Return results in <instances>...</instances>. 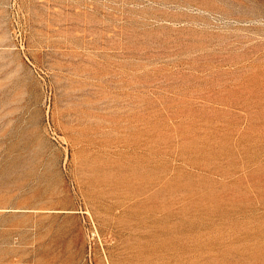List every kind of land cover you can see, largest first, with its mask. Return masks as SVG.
I'll use <instances>...</instances> for the list:
<instances>
[{
	"label": "rangeland",
	"instance_id": "obj_1",
	"mask_svg": "<svg viewBox=\"0 0 264 264\" xmlns=\"http://www.w3.org/2000/svg\"><path fill=\"white\" fill-rule=\"evenodd\" d=\"M0 264H264V0H0Z\"/></svg>",
	"mask_w": 264,
	"mask_h": 264
}]
</instances>
